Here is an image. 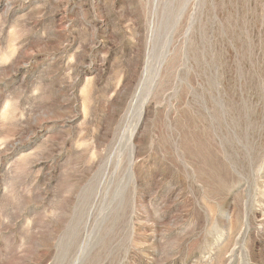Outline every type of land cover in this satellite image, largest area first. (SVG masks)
<instances>
[{
  "label": "rangeland",
  "instance_id": "1",
  "mask_svg": "<svg viewBox=\"0 0 264 264\" xmlns=\"http://www.w3.org/2000/svg\"><path fill=\"white\" fill-rule=\"evenodd\" d=\"M0 264H264V0H0Z\"/></svg>",
  "mask_w": 264,
  "mask_h": 264
}]
</instances>
